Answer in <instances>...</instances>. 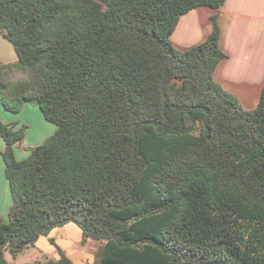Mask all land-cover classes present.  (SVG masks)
Listing matches in <instances>:
<instances>
[{
    "label": "trees",
    "instance_id": "obj_1",
    "mask_svg": "<svg viewBox=\"0 0 264 264\" xmlns=\"http://www.w3.org/2000/svg\"><path fill=\"white\" fill-rule=\"evenodd\" d=\"M225 2L0 0L17 57L0 62V104L56 126L19 161L28 126L0 120V264L69 223L98 243L94 264H264V84L246 110L214 80L219 13L204 41L169 40L181 16ZM58 255L34 264H74Z\"/></svg>",
    "mask_w": 264,
    "mask_h": 264
},
{
    "label": "crops",
    "instance_id": "obj_2",
    "mask_svg": "<svg viewBox=\"0 0 264 264\" xmlns=\"http://www.w3.org/2000/svg\"><path fill=\"white\" fill-rule=\"evenodd\" d=\"M216 13H219L222 32L220 47L226 53L227 59L217 67L213 75L214 80L225 91L234 95L244 109L252 110L259 102L264 84V0H226L223 8L219 11L205 6L194 9L180 17L169 40L173 47L180 51L204 41L212 31L210 17ZM15 56L12 60L13 55L11 56L7 49L5 55L0 53V62L15 63L17 61ZM25 108L27 112L34 114L37 112L40 117L38 111L27 109L29 105L26 104L23 110ZM6 112L0 104V120L3 123L18 122L17 128L23 124L19 119H9ZM39 117L40 120L41 117ZM27 130L25 140H29ZM42 130L35 139L33 138L34 140L29 141L34 143L35 140H43L53 132L52 127L44 123ZM25 140L18 147L19 151L16 150L17 147L14 149L15 157L19 161L27 158L30 153L25 150ZM4 148L5 143L0 140V219L6 223L12 201L2 158ZM52 234L61 235L63 241L61 246L56 243ZM97 246L98 243L93 240H83L81 230L73 223H69L53 229L47 236L40 237L34 247L27 249L17 257H11V261L6 260L10 264L55 261L59 258V248L74 264H77V260L80 261V264H94V253ZM25 258L29 261H24Z\"/></svg>",
    "mask_w": 264,
    "mask_h": 264
},
{
    "label": "rangeland",
    "instance_id": "obj_3",
    "mask_svg": "<svg viewBox=\"0 0 264 264\" xmlns=\"http://www.w3.org/2000/svg\"><path fill=\"white\" fill-rule=\"evenodd\" d=\"M1 38H2V36H0V39H1ZM0 41H1V45H0V53H2L3 55H5V54L7 53V49H8V53L11 54V56L13 55V57L11 58V59L13 60V59H14V56H15L16 54H15V52H14V50H13L11 44H10L9 42H7L4 38H2V40H0ZM15 59H16V56H15ZM16 60H17V59H16ZM16 60H15V61H16ZM22 77H23V75H22L20 72H15V73L12 75V80H18V79H20V78H22ZM27 105H29V108L31 109V110H30L29 108H27L29 111H32V110H34V111H38V113H39V115H40L41 118L37 115V112H35L36 114H34V113H32V112H27V111H26V108H25V110L22 109L21 112H20L18 115H13V114H11V113L6 112L7 115H9V119L15 120V118H16V119L21 120L20 123L23 122V124L25 123V124L28 125V128H29V129L27 130V135H29V140H31V139H33V138L35 139V138H36V135L39 134V133H41V132L43 131V130H42V125H43V123L49 125V127H52L53 132L48 136V137H50V136L55 132V130H56V126H55L54 124H51V123L47 122V121L43 118V116H42V114H41V112H40L38 106H36V105H32V104H27ZM19 115H22V116H19ZM37 116L40 118V120L38 119ZM28 122H29V123H28ZM48 137H46L45 139L40 140V141L35 140V142L37 141V143H35V142L32 143L31 141H29L28 139H26V140H25V146H24V147H26L25 150H28V151L30 152V149H32V148H34V147H36V146L41 145V144H42V143H43ZM27 138H28V136H27ZM34 139H33V140H34ZM16 147H17L16 150L19 151V150H18V146H16ZM18 153H19V152H18ZM73 225H74V224H73ZM52 237L55 238L56 243H57L59 246L62 245L63 241H62V239H61V235H60V234H59V235L52 234ZM39 245H40V244H39ZM46 246H47V245H46ZM30 249H31V248H30ZM5 257H6V259H7L8 261H11V260H12L10 254H9L8 252H5ZM24 261H29V259L25 258ZM77 264H80V261L77 260Z\"/></svg>",
    "mask_w": 264,
    "mask_h": 264
}]
</instances>
